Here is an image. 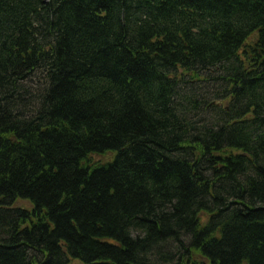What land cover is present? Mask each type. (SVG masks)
<instances>
[{
  "label": "trees",
  "instance_id": "16d2710c",
  "mask_svg": "<svg viewBox=\"0 0 264 264\" xmlns=\"http://www.w3.org/2000/svg\"><path fill=\"white\" fill-rule=\"evenodd\" d=\"M0 264H264V0H0Z\"/></svg>",
  "mask_w": 264,
  "mask_h": 264
},
{
  "label": "rangeland",
  "instance_id": "374dc122",
  "mask_svg": "<svg viewBox=\"0 0 264 264\" xmlns=\"http://www.w3.org/2000/svg\"><path fill=\"white\" fill-rule=\"evenodd\" d=\"M112 157V154L108 153L106 155H102V156H94V160L95 161H101V162H105L107 160H109ZM22 204V203H21ZM24 205L28 206L29 204L24 202Z\"/></svg>",
  "mask_w": 264,
  "mask_h": 264
}]
</instances>
